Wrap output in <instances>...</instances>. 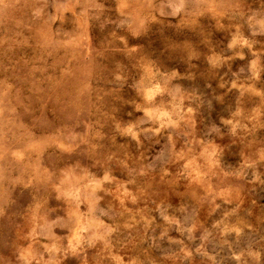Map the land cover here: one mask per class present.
<instances>
[{"label": "rangeland", "instance_id": "374dc122", "mask_svg": "<svg viewBox=\"0 0 264 264\" xmlns=\"http://www.w3.org/2000/svg\"><path fill=\"white\" fill-rule=\"evenodd\" d=\"M0 264H264V0H0Z\"/></svg>", "mask_w": 264, "mask_h": 264}]
</instances>
